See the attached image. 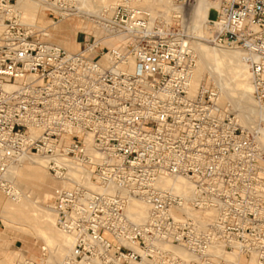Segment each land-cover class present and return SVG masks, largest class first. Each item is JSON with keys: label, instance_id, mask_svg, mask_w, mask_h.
<instances>
[{"label": "built area", "instance_id": "obj_1", "mask_svg": "<svg viewBox=\"0 0 264 264\" xmlns=\"http://www.w3.org/2000/svg\"><path fill=\"white\" fill-rule=\"evenodd\" d=\"M47 1L83 15L81 0ZM198 1L172 0L167 19L122 0L73 52L0 0V192L18 197L9 171L22 158L44 162L72 241L63 264H264L263 122L243 125L215 85L193 91L184 12ZM208 1L204 40L241 52L264 107V0Z\"/></svg>", "mask_w": 264, "mask_h": 264}, {"label": "bare ground", "instance_id": "obj_2", "mask_svg": "<svg viewBox=\"0 0 264 264\" xmlns=\"http://www.w3.org/2000/svg\"><path fill=\"white\" fill-rule=\"evenodd\" d=\"M121 1L93 0L90 2L85 0L79 6V12H83V15L91 22L92 18L97 15H108L112 8ZM137 1L141 5V0ZM149 1H155L165 17L168 19L173 17L175 6L172 4V0H142V3ZM16 5L23 22L30 26H38L37 21L44 16V9L48 6V1L17 0ZM209 8L208 0H199L193 9L187 13L184 12L187 14L190 29L201 40L192 42L197 54V64L192 76V89L195 91L202 83L215 85L220 89V103L223 106H228L243 125L258 129L259 123L263 122L259 140L264 149V107L253 97L248 67L241 52L202 42L208 36L206 22L210 18ZM39 11L42 12L41 18L38 14ZM79 24H76V28ZM52 27L55 32H61L68 28V25H57V22H54ZM46 31L48 30L46 29ZM48 33L50 39L54 40L53 34L50 31ZM69 37L68 34H65V37L59 39L58 43L69 51H78V43L76 40L74 41L76 44L72 43ZM46 170L44 162L38 157H24L10 168L9 179L19 195L16 198L9 197V200L5 202L0 197V205H4L3 214L0 217L7 224L9 219L6 212H10L17 220L14 223L15 228H35L37 234L44 240V247L48 250V257L41 258V260L46 264H63L70 252L72 241L56 225L52 212L45 204L46 196L49 197L50 187L60 184V181L55 177L52 180L48 174L49 171ZM177 186L185 188L186 191L190 189L189 184L185 181L178 182ZM134 209L139 216H145L148 212V206L144 203H136ZM25 259L27 257L24 254L17 258L5 254L0 257V264H20Z\"/></svg>", "mask_w": 264, "mask_h": 264}, {"label": "rangeland", "instance_id": "obj_3", "mask_svg": "<svg viewBox=\"0 0 264 264\" xmlns=\"http://www.w3.org/2000/svg\"><path fill=\"white\" fill-rule=\"evenodd\" d=\"M85 0H81V4L82 2H84ZM90 2L93 0H89ZM140 4V3H139ZM141 5L147 8H152V10L154 12H156L158 15H160L161 18H167L162 14L161 8L158 7V5L156 4L155 1H149L146 3H142L141 0ZM150 6V7H149ZM45 13L44 16H42V12H38L40 18L42 16L41 19H39L37 21V25L42 27V28H46L48 31H50L53 34V41L57 42L59 41V39H62L65 37V34H68L70 37V41L74 42L75 39H81L82 43H84V39L85 36H78L79 34H82L83 31H90L92 29L93 23L90 22L85 15H71V16H60L57 14H53L52 11H48L47 8L45 7L44 9ZM210 17L211 18H215L216 17V11L212 10L210 12ZM188 18V17H186ZM168 19V18H167ZM54 22H57V25H68V28H66L65 30L61 31V32H55L53 30L52 25L54 24ZM26 23V22H24ZM80 23L77 28H76V24ZM28 25V23H26ZM30 26V25H29ZM76 28V29H75ZM185 31H189V34L192 35L191 40L192 41H201L200 38H198V35H195L192 30L190 29L189 25L184 28ZM74 30V31H72ZM76 30V31H75ZM55 32V33H54ZM55 34V35H54ZM119 42V41H117ZM117 42L115 41H109L106 46H113L115 44H117ZM207 43L208 45L211 46H215L213 44H211L210 42L207 41H203ZM261 134V133H260ZM260 142V140H259ZM261 145V144H260ZM47 171V170H46ZM48 172V171H47ZM48 174H50L48 172ZM50 177L53 180V176L50 174ZM57 185H52V187H50V193H49V197L46 196L45 200V204L47 205L49 202V199L51 197L52 191L53 189L56 187ZM52 190V191H51ZM0 197L3 198L2 201L5 202L7 200H9V196H7L6 194L0 192ZM4 205H0V215L3 214L2 211L4 210ZM6 215L9 219V221L7 222V224H5L4 220L0 217V257L1 256H5V254H8L9 256L12 257H16L20 256L22 254L25 255V257L27 258H32V259H36V260H41V258H47L48 257V253L46 251L42 250V247L45 246L44 240L37 234L36 229H25V228H15L14 227V223L17 222L16 217L10 213V212H6ZM23 229V230H22ZM37 237V238H36ZM244 262V260H242Z\"/></svg>", "mask_w": 264, "mask_h": 264}, {"label": "crops", "instance_id": "obj_4", "mask_svg": "<svg viewBox=\"0 0 264 264\" xmlns=\"http://www.w3.org/2000/svg\"><path fill=\"white\" fill-rule=\"evenodd\" d=\"M76 31V30H75ZM78 36H83L82 34H79ZM76 40V43H78V46H79V49H81L82 47H83V45H82V40L81 39H75ZM72 42V41H71ZM72 43H74V42H72ZM76 43H74V44H76Z\"/></svg>", "mask_w": 264, "mask_h": 264}]
</instances>
